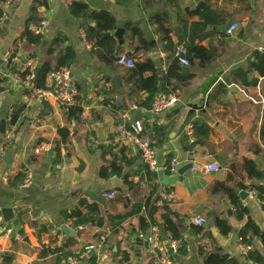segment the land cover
I'll return each mask as SVG.
<instances>
[{"label": "crops", "instance_id": "crops-1", "mask_svg": "<svg viewBox=\"0 0 264 264\" xmlns=\"http://www.w3.org/2000/svg\"><path fill=\"white\" fill-rule=\"evenodd\" d=\"M120 1L46 0L47 6L37 10L38 19L48 22L42 35L45 45L41 47L21 41L25 24L33 15L35 0L11 3L7 0L0 4L4 12L0 21V88L5 89L0 100V126L5 124V132L13 127L12 148H16L12 165L0 164V264H66V253L100 243L102 247L94 254L99 264H137L138 250L141 264H154L155 255L148 245H143L140 236H146L152 227L158 226L165 247L172 251L171 233L164 231V216H169L176 225V240L187 252L185 257L171 253L173 264H205V256L219 250L235 258L238 264H257L241 250L244 244L241 231L251 219L264 232V209L248 194L253 182L242 168L246 160L253 161L264 174V76L252 67L254 54L262 53L264 48V0H255L254 5L246 0L251 5L249 11L238 0H210L212 10L202 15L212 24L207 32H218L215 24L224 11L232 15L233 23L239 24L237 34L232 38L218 34L204 41V47L213 46L217 50L213 63L200 68L196 62L189 68V74H194L191 81L173 83L179 87L174 95L178 99L175 108L140 120L144 126L157 125L166 130L167 137L159 145L150 130L145 129V135L156 145L160 162L178 161L177 170L169 177L176 176L184 166H194L168 186L162 185L160 179L150 181L140 152L118 132L122 124L134 122L135 113H127L144 101L146 94L134 98L129 95L128 68L109 65L96 53L86 39L85 27L89 22L75 18L70 7L72 3L82 2L92 11L112 14L117 29L125 31L123 44L116 37L122 55L133 53L141 45L138 38H130L126 29L127 25L136 26L148 47L147 53L141 54L142 59L159 54L161 68L157 69L165 74L173 59L165 51L163 34L150 18L157 13H168V36L174 43L179 42L182 29L177 10L168 4L169 0L151 4L149 8L140 0H122L125 4ZM199 2L202 1L181 0L179 9L194 8ZM197 21L198 18L193 19ZM58 36L66 38L64 46L73 48L77 55L76 64L69 71L82 108L78 114H72L70 108L55 100L32 99L33 85L19 77L26 71V63L37 60L35 57L43 58L45 46ZM14 53L13 72L8 63ZM117 76H121L124 87L123 103L119 102L113 84ZM20 107L24 108L22 115L12 126L14 109ZM84 114L86 118L82 119ZM37 120L43 125H34ZM195 122L209 128V135L201 143L194 131L191 135L188 130ZM3 136L0 133V141ZM41 145L49 149L38 155L35 150ZM117 157L128 161L122 177L103 179L101 169L110 167ZM212 164L219 166L217 172L205 170ZM21 174L25 178L31 176L26 187L16 180ZM124 176L130 177V184L125 183ZM230 177L233 180L228 183ZM226 182L239 205L248 212L243 218L238 217L237 208L226 194L212 192L216 183ZM240 183L246 190L240 188ZM236 188L246 192L248 198L243 201ZM108 193H114L115 198L106 197ZM7 207L14 209L28 242L20 236L14 237L12 225L4 224L1 212ZM150 212L154 225L144 235L140 220L146 218L150 222ZM200 217L207 219L205 227L193 225L192 220ZM218 220L227 224L228 234L217 226ZM63 226L76 233L74 241L62 232ZM81 227L84 229L79 231ZM61 236L67 247L64 251H52L53 243ZM235 237L237 242L233 240ZM250 239L253 250L264 256L262 243ZM125 253L129 262L124 261Z\"/></svg>", "mask_w": 264, "mask_h": 264}, {"label": "trees", "instance_id": "trees-1", "mask_svg": "<svg viewBox=\"0 0 264 264\" xmlns=\"http://www.w3.org/2000/svg\"><path fill=\"white\" fill-rule=\"evenodd\" d=\"M7 0H0V4L6 3ZM234 2L235 0H227ZM123 3V1H120ZM145 7L149 8L151 4L161 3L162 0H143ZM181 0H169L168 4L171 7H174L177 10L178 19L181 27V33L179 35V42L174 43L168 33L170 31L169 24L170 19L167 12L157 13L153 15L150 20L158 29L159 32L163 34V41L165 43V51L169 54V58L173 59L171 65L168 68L167 73L160 72L151 59H142V53H147L148 47L145 43L141 31L133 25H127L126 29L130 33V38H138L141 45L140 47H136L133 53L128 54L127 56L134 60V67L126 70V84L130 87L129 95L131 97H138L140 93L146 94V99L141 103L138 102L136 107L141 110L150 111L151 107L156 99V97L161 94L168 95H176L179 87H175L173 83H188L194 78V74L184 73L183 67L179 64V62L175 59V49L176 45L185 43L188 50V59L190 61L189 68L192 69L193 65L198 62L200 68L209 67L214 59L217 56V50L211 46L209 48L204 47L202 44L204 41L213 39L216 35H220V37H225V34L220 32H207L209 25H212L211 22L205 20L202 15L212 10L211 1L205 0L199 2V4L194 8H186L184 11L179 9V3ZM238 3L246 4L245 10H251V5L247 3L246 0H238ZM126 3V2H125ZM123 3V4H125ZM46 0H35L34 6L32 8V17L26 22L24 32L21 36V41L25 40L29 45L35 47H41L44 44L43 36L34 35L30 27L33 24H39L41 22L37 17V10L40 7H46ZM70 11L75 18L84 19L89 22L85 27V34L87 41L92 44L93 49L96 53L109 65H118L119 57L123 53L122 47L118 46L116 36L113 34L117 30V20L116 18L104 11L96 12L90 10L87 5L82 2L72 3L70 7ZM4 17V12L0 7V21ZM198 18L197 22H193V19ZM232 20V15L228 12H220L219 20L216 22V27L225 26L229 21ZM66 38L62 36H58L55 40H53L50 44L46 45L44 48L45 54L43 58L35 57L38 60V63L41 64L40 72L37 76L32 80L31 84L34 88L41 89L45 87L47 76L54 71H62V70H70L76 64L77 55L73 48L65 47ZM15 53L9 60L8 67L11 69L12 61L15 57ZM146 55V54H145ZM255 62L252 67L254 70L258 71L260 75L264 76V53H255ZM119 66V65H118ZM11 71L14 72L13 69ZM27 76V71L20 73L19 77L21 80H25ZM117 103H115L116 105ZM119 109L124 110V107H120L116 105ZM24 108L14 109L11 125L14 126L17 124L20 116L22 115V111ZM70 112L72 114H78L82 112L81 106L78 104L71 107ZM124 112V111H123ZM147 130H150L154 135L153 140H156L157 145L161 144L167 137L166 130L153 125L152 127L144 126ZM194 133L198 138V143H201L203 138L209 135V128L206 125L201 123H194L193 126ZM262 136L264 137V125ZM123 161V162H122ZM128 161L125 159H119L118 157L114 159L113 163H111L110 167H104L100 171V175L103 179H110L113 176L122 177L123 171L126 167ZM146 168V167H145ZM147 169V168H146ZM242 171L248 177L249 180L253 182L251 189H256L260 198L264 199L263 196V186L261 181L263 179L264 174L259 170L257 164L253 161L246 160L244 162ZM147 176L150 181H158L159 177L157 173H152L149 170L146 171ZM167 175H171L167 173ZM130 177L124 176L125 183L130 184L128 179ZM19 184H22L25 180L24 175H19L16 178ZM233 179L230 177L228 179V183ZM240 188L246 190V186L240 183ZM212 192H222L226 194L232 203L237 208V213L239 218H243L246 214H248L246 209H243L237 200L234 191L227 187L226 183H216L212 189ZM264 209V207H263ZM153 213L150 212V222L146 220V218H141L140 220V228L142 233L146 235L147 229L150 228L151 225H154V220L152 219ZM74 216V215H73ZM164 231L170 232L174 239L178 238L176 225L173 223L169 216H164ZM217 226L221 229L224 234L229 233V228L225 222L217 221ZM242 241L245 245H252V241L250 237L258 239L264 248V232H262L259 227L249 219L246 227L241 231ZM69 240L74 241L73 238H69ZM67 247L64 246L62 250L56 251H64ZM73 253L68 252L65 254V258L72 255ZM187 255L186 249L184 246L180 248L178 251V256L185 257ZM248 258L257 263L264 264V256L259 252L253 250L248 255ZM124 261L129 262V255L127 253L124 254ZM205 264H238L235 258H232L230 255L223 254L220 250L216 253L207 254L205 256Z\"/></svg>", "mask_w": 264, "mask_h": 264}, {"label": "built area", "instance_id": "built-area-1", "mask_svg": "<svg viewBox=\"0 0 264 264\" xmlns=\"http://www.w3.org/2000/svg\"><path fill=\"white\" fill-rule=\"evenodd\" d=\"M13 0H8V3H11ZM143 1V0H140ZM48 27L47 21H41L39 24H33L30 27L31 32L36 36H42L44 31ZM240 26L237 23H234L226 32L225 35L228 38L234 37ZM83 37L85 38L84 31L82 32ZM88 45V43L86 42ZM264 53V48L261 50ZM175 59L179 64L184 68H189L190 61L188 59V50L185 43L176 45ZM118 64L124 66L128 69L134 67V60L129 58L127 55L123 54L119 57ZM39 66L38 61L35 59H30L25 66L27 71V76L25 82L31 84L32 80L35 78V71ZM30 97L43 102H48L49 100L57 101L61 106L65 108H71L77 105V91L73 86L71 74L69 70L54 71L51 72L46 79V84L44 88L37 89L32 87L30 89ZM1 100V93H0ZM178 104V99L174 95H168L161 93L159 94L152 107L149 111L151 114H162L165 112L171 111ZM141 110L134 106L129 113H136V111ZM86 115L82 116V119H85ZM34 125H43L41 121H35ZM189 133L193 135V127L188 128ZM118 132L121 134L123 139L129 143L134 144L136 149L140 152V156L146 168L152 172L157 173L158 171H163L165 174L170 173L171 175L177 170L179 163L176 159L171 161L160 162L158 159V150L156 145L145 135V128L141 121L133 122L131 124H122L118 127ZM15 139V132L12 127L8 132H5L3 139L0 141V164L4 162V158L8 151L13 147ZM93 143H96L92 140ZM49 149L46 145L39 146L36 150V154H41L47 152ZM209 172H217L219 166L212 164L205 168ZM31 176L27 175L22 186L26 187L30 184ZM263 186V196H264V185ZM248 194L256 199L264 207V199L260 198V194L256 189L248 190ZM106 197L110 199L115 198L114 193L106 194ZM193 225L197 227H205L208 223L206 218L200 217L192 220ZM68 228V227H67ZM69 229V228H68ZM84 228H79V231H82ZM70 230V229H69ZM148 238V246L151 254H154L153 263L154 264H173L172 263V254H176L181 248L180 241L174 239L170 234V243L171 250L165 247L163 239L160 234V228L158 226L152 227ZM141 239H144V236H140ZM65 246L64 237L61 236L56 242L53 243L51 249L52 251L62 250ZM102 247V243L89 245L80 251L73 253L72 255L66 258V264H99L94 259V254ZM241 250L243 254L248 255L253 248L245 244L242 245ZM172 253V254H171Z\"/></svg>", "mask_w": 264, "mask_h": 264}, {"label": "water", "instance_id": "water-1", "mask_svg": "<svg viewBox=\"0 0 264 264\" xmlns=\"http://www.w3.org/2000/svg\"><path fill=\"white\" fill-rule=\"evenodd\" d=\"M201 1H205V0H201ZM218 1H221V0H218ZM252 1V4L254 5L255 3V0H251ZM233 21H229L225 26H222V27H219L217 29L218 32L220 33H223L225 34V32L233 25ZM124 30L123 29H117L116 32H115V36L119 39L120 41V44H123V35H124ZM149 58L154 62L155 66L160 69L161 66H160V62H159V58H160V55L159 54H151L149 56ZM40 66L41 64H39V66L37 67L36 71H35V76L38 75V73L40 72ZM190 69L187 67V68H184L183 69V72L184 73H189ZM113 84L115 85L116 87V91L117 93L119 94L118 96V100L120 103H123V100H124V97H123V93H124V87L122 86V80H121V76H117L113 79ZM5 91L4 88H0V93H3ZM143 117L145 118H152V114L151 113H143L141 110H138L136 111L135 113V116L133 118V121L134 122H137V121H140ZM5 131H6V126L5 124H2L0 126V133H2L3 135L5 134ZM15 149L16 148H11L8 153L6 154L5 158H4V162L5 164L7 165H12V161H13V156H14V152H15ZM52 153V152H50ZM194 168V166L192 164H189L187 166H184L182 168H180L178 171H177V175L174 176V177H169L168 175L165 174V172L163 171H158L157 172V175L162 183V185L164 186H168V185H172V184H175L180 177L184 176L185 173H187L188 171H191L192 169ZM114 183V181H113ZM261 184L264 185V176H263V179L261 181ZM236 192H238L240 198L244 201L248 198V194L244 191H241L240 188H236ZM2 217H3V220H4V224L5 225H12L13 227V233L12 235L14 237L16 236H20L23 238L24 241H29V238L28 236H26V233L25 231L23 230L21 224H20V221L19 219H17L15 217V214H14V209L13 208H4L2 209ZM62 232H64V234L70 238H76L77 235L75 232H72L70 231L67 227L63 226L61 228ZM148 238L149 236L146 235L144 236V239H142L141 241L143 242V245L144 246H147L148 245ZM78 241H80L79 239H77ZM234 242H237L238 241V237H235L234 239ZM85 245V244H83ZM138 254V258H137V264H141V258H140V250H138L137 252Z\"/></svg>", "mask_w": 264, "mask_h": 264}]
</instances>
